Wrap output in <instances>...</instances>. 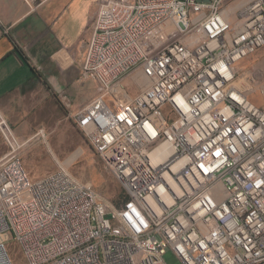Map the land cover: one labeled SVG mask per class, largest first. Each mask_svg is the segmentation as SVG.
Segmentation results:
<instances>
[{"label":"built area","instance_id":"obj_1","mask_svg":"<svg viewBox=\"0 0 264 264\" xmlns=\"http://www.w3.org/2000/svg\"><path fill=\"white\" fill-rule=\"evenodd\" d=\"M263 46L264 0H99L80 66L97 94L73 121L127 198L31 178L32 137L0 115V264L11 240L25 264H264V105L238 83Z\"/></svg>","mask_w":264,"mask_h":264},{"label":"crops","instance_id":"obj_2","mask_svg":"<svg viewBox=\"0 0 264 264\" xmlns=\"http://www.w3.org/2000/svg\"><path fill=\"white\" fill-rule=\"evenodd\" d=\"M98 1L0 0V115L18 140L52 125L57 107L74 115L97 94L80 66Z\"/></svg>","mask_w":264,"mask_h":264},{"label":"rangeland","instance_id":"obj_3","mask_svg":"<svg viewBox=\"0 0 264 264\" xmlns=\"http://www.w3.org/2000/svg\"><path fill=\"white\" fill-rule=\"evenodd\" d=\"M234 17V16H233ZM244 77L251 87H246L247 96L257 104L264 105V46L248 57L239 67V78ZM140 73H132L125 79L130 84L129 95H134L146 85ZM138 80L141 83L137 84ZM144 80V81H142ZM52 125L44 129V136L33 137L21 132L19 138H31L20 153L23 165L31 178L41 177L61 168L67 170L80 182L91 184L98 196L110 205L117 206L127 198V194L118 180L104 167L84 133L76 127L72 111L56 108L51 119ZM23 130V126H18ZM42 127L36 126L35 131ZM0 133V145L6 149V143ZM30 136V137H29ZM3 140V141H2ZM13 264H25L17 243L13 240L7 244ZM168 264H182L179 258L168 250L164 254Z\"/></svg>","mask_w":264,"mask_h":264},{"label":"bare ground","instance_id":"obj_4","mask_svg":"<svg viewBox=\"0 0 264 264\" xmlns=\"http://www.w3.org/2000/svg\"><path fill=\"white\" fill-rule=\"evenodd\" d=\"M142 79H145V78H142ZM238 79H239V80H238ZM238 79H237V80H238L239 85H240L245 91H247L246 87H251V86H249V84L245 81L244 77H241V78H238ZM142 81H144V80H142ZM139 83H141V80H140V81L138 80V84H139ZM119 97H120V102H124V101H126V100L128 99V96L125 95L124 93H120Z\"/></svg>","mask_w":264,"mask_h":264},{"label":"snow or ice","instance_id":"obj_5","mask_svg":"<svg viewBox=\"0 0 264 264\" xmlns=\"http://www.w3.org/2000/svg\"><path fill=\"white\" fill-rule=\"evenodd\" d=\"M219 153H217V155H218Z\"/></svg>","mask_w":264,"mask_h":264}]
</instances>
